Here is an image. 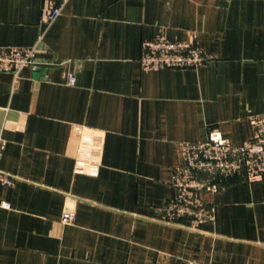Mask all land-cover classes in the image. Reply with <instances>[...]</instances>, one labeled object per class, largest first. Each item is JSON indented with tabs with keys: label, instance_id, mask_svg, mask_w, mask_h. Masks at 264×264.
<instances>
[{
	"label": "crops",
	"instance_id": "crops-1",
	"mask_svg": "<svg viewBox=\"0 0 264 264\" xmlns=\"http://www.w3.org/2000/svg\"><path fill=\"white\" fill-rule=\"evenodd\" d=\"M58 5L0 0V48L38 47L0 72V264H264V180L204 193L210 222L165 212L182 144L240 146L264 115V0H69L49 24ZM159 37L214 60L144 70Z\"/></svg>",
	"mask_w": 264,
	"mask_h": 264
},
{
	"label": "built area",
	"instance_id": "built-area-1",
	"mask_svg": "<svg viewBox=\"0 0 264 264\" xmlns=\"http://www.w3.org/2000/svg\"><path fill=\"white\" fill-rule=\"evenodd\" d=\"M68 1L59 0L58 6H52L47 11L49 24L61 14ZM37 51V46L0 48V72L18 76L25 67L36 63ZM141 51L140 66L144 70L198 69L214 60L195 42L171 41L161 37L144 41ZM67 78L69 85H76L73 74ZM252 125V137L240 146L234 145L217 130H211L204 142L181 145L182 162L176 168L173 180L177 195L165 208L166 223L176 224L180 219H188L195 226L213 221L214 212L202 199L204 193H218L232 178L246 183L264 180V115L253 117ZM14 181V177L0 171V185L11 187ZM8 206L0 201V212ZM73 221L74 213L66 211L62 222L71 224Z\"/></svg>",
	"mask_w": 264,
	"mask_h": 264
}]
</instances>
